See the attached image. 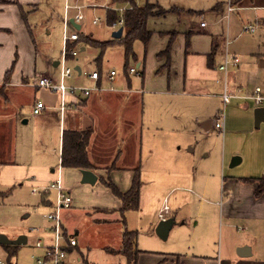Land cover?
Masks as SVG:
<instances>
[{"label":"crops","instance_id":"1","mask_svg":"<svg viewBox=\"0 0 264 264\" xmlns=\"http://www.w3.org/2000/svg\"><path fill=\"white\" fill-rule=\"evenodd\" d=\"M42 1L0 0V51L8 44L14 48L15 44L20 43L12 34L22 27L23 14L29 10L35 11ZM88 1L90 4L96 1L99 4L104 0ZM229 5L233 8L230 13ZM214 9L226 12L228 31L225 43L212 36L211 50L188 51L190 40L185 51L187 65L183 71L182 87L176 90L171 88L172 90L160 95L163 96L165 107H168L158 110L157 115L163 113L160 116L162 120L160 124L145 126L147 115L144 109L147 100L146 93H142L144 90L125 89L122 80L116 83L118 74L111 81L108 78L110 72L104 73L101 70L86 72L80 66H76L81 68V73L75 71L78 74L76 79L72 76L66 82L75 80V86H80L81 79L85 76L89 83L95 86V82L88 78V74L98 71L100 79L97 85L100 90L92 92L89 97L69 96V105L62 119L58 110L59 94L37 85L41 76L58 81L59 79L51 76L52 71L49 68L53 64L55 68L60 67V63L47 61L38 53L37 48H31L24 51L28 53L29 66L26 69L23 66L25 58L23 62V58L16 51L12 65L8 67L0 65V102L3 103L0 107V170L12 166L20 167L17 163L15 139L19 126L24 125L25 120L27 124L32 118L35 121H43L47 126L45 132L58 131L60 168L51 170L54 178L48 184H44L37 176L31 175L29 178L31 188L33 182L40 187L39 193L44 194L43 201L49 207L52 205L48 199L51 191L45 189L51 183L60 180L71 194L69 185L64 182L66 170H69L77 181L82 180L80 170L61 166L64 132L92 129L87 152L92 171L98 176V181L102 179L104 182L110 178L120 191L126 192L131 188L137 170L141 181L147 175L163 179L176 184L170 194H176L180 201L183 200L182 206H188L197 214L193 224L198 227L200 219L203 221V237L192 244L193 247L189 248L188 252L181 254L158 252L154 255L145 252L141 254L139 264H264V123L256 127L254 114L256 108L246 100L234 99L226 108L224 131L216 128V122L224 108L222 93L226 76L219 70V66L226 55L227 42L230 43L229 53L239 57L237 52L231 51L232 36H238L244 26L257 28L254 33L246 31L251 35L259 34L260 28L264 33V0H227L218 2ZM80 27L81 29L77 30L81 32L80 37H86L82 33V25ZM213 40L218 41L221 46L210 67L208 55L212 52ZM78 43L93 47L90 42H82L81 39ZM16 48L21 50L19 44ZM85 50V47L81 48V51ZM164 51L159 54L162 64L158 72L166 70L171 76L174 63L172 57L171 63H167V57L161 56ZM195 58H200L199 65H192ZM141 67L142 63H138L136 69ZM232 68L234 70L230 72ZM230 70L227 81L231 91L242 88L244 90L242 95H249L255 86L264 83V52L251 54L248 60L244 59ZM47 73L50 75H46ZM138 73L145 79V69L138 70ZM129 74L131 75L130 70ZM39 102L44 103L46 109L35 115L34 108ZM26 105L31 106L29 116L23 112ZM103 134L107 136L103 137ZM111 135L114 137L111 138ZM234 157H241L242 161L240 165L231 167ZM122 174L124 184L116 180ZM26 177L28 178V175ZM121 206V200L113 194L111 208L76 211L73 210L72 204L70 209L62 213L64 232L70 234L68 226L72 228L76 225L82 226L79 221L83 215H88L89 210L101 215L117 214L111 222L97 219L93 222L103 226L107 223H118L123 229L120 214L105 211L119 210ZM209 216H212L210 220ZM118 217L120 218L117 219ZM215 218L217 221L220 219V224L217 225L218 232L210 224ZM168 219H173L174 226L177 225V218L173 217L172 212ZM125 220L127 222L126 215ZM184 223L181 222V225ZM121 237L122 233L120 239ZM218 237L220 246L217 250L212 247V243ZM80 240L82 241L81 237ZM79 245L78 240L76 249ZM239 254L247 257H241Z\"/></svg>","mask_w":264,"mask_h":264},{"label":"rangeland","instance_id":"2","mask_svg":"<svg viewBox=\"0 0 264 264\" xmlns=\"http://www.w3.org/2000/svg\"><path fill=\"white\" fill-rule=\"evenodd\" d=\"M227 2V0H222ZM219 0H134L138 6L150 4L159 5L165 12V16L152 17L148 21V29L153 32V37L148 46H145L142 40H136L132 44L129 52L127 48L116 43L112 33L118 30L112 29L108 23L107 13H113V8H127L128 3H119L116 0H104L103 3H91L88 0H68L73 7L69 10L68 18L72 20L79 10L77 6L82 7L81 13L85 17L82 24V33L84 36L96 42H109L111 45L106 49L93 48L90 45H81L76 43L75 47L79 51L78 57L69 58L67 67L73 71L74 79L77 77L75 67H82L83 71L101 70L104 73L112 70L118 74L116 83L122 80L125 89L132 91L138 90L146 93V111L148 124H160V116L157 115L159 109H168L160 96L171 88L175 90L182 87L186 59L185 51L187 49V34L191 32L190 50H211V37H218L224 41L227 38L228 21L226 12L220 9H214ZM66 0H43L37 6L35 11L27 12L22 17V27L17 29L12 35L21 50L13 45H6L0 51V65L10 66L14 61V54L25 58L23 66L27 69L28 53L27 49L37 48L38 53L49 62L61 63L64 55L63 36L65 30L64 18L66 15ZM101 19L99 24H93L94 19ZM205 23L207 28L202 30L200 24ZM249 26H244L238 36H232L231 51L237 52L240 60H248L251 54L264 52V33L259 29V34L251 35L245 31ZM32 36H30V29ZM71 33L78 32L70 24ZM174 36V42L171 50L173 60V69L171 76L165 70L159 73L162 61L159 54L165 50L170 37ZM32 37V38H31ZM81 39V38H80ZM263 42V43H262ZM224 43L223 49L225 47ZM36 46V47H35ZM85 47V51L81 48ZM219 58V57H218ZM218 60V59H217ZM200 58L192 60V65H199ZM142 63L141 69H145V79L143 76L130 75V68H137V64ZM51 76L60 79L61 67L49 68ZM234 69L232 68L230 72ZM175 71V72H174ZM176 73V74H175ZM77 74V75H76ZM46 75H50L47 73ZM130 81V85H129ZM83 87H94L84 76L81 79ZM70 86H75V80L68 81ZM3 103L0 102V107ZM165 107V108H164ZM31 106H24V113L29 116ZM227 113V112H226ZM35 117V116H33ZM32 118V117H31ZM27 119V118H26ZM151 120V121H150ZM151 122V123H150ZM47 126L43 121H32L28 124L20 125L15 139L17 163L20 167H8L0 170V236H7L9 239H15L25 236L28 239L26 245L7 250L0 245V261L9 264H36L35 257L41 252L35 248V241L42 239L44 243L51 242L53 238V222L43 217V214L54 212L55 208L47 206L44 200V194H35L32 192L30 176H37L44 184H48L53 177L51 170H57L59 165L60 135L56 130L45 132ZM107 135L103 134V137ZM114 136L111 135V138ZM15 148V146H14ZM28 175V178L26 177ZM119 176V175H118ZM109 177L107 176V179ZM118 178V177H117ZM32 179V178H31ZM110 179V178H109ZM64 182L69 186L72 198L74 200L73 210L82 211L92 208H111L112 191L100 179L95 185L82 184L71 176L70 171L64 172ZM124 184L123 174L116 179ZM176 184L167 182L163 179H157L147 175L142 181L141 208L137 211H129L126 214L127 227L129 230L139 232L138 247L144 252L152 255L158 252L181 254L188 252L192 244L198 242L203 237V221L200 219V226L196 227L193 221L197 214L183 204L176 194H170V191ZM57 193L51 191L48 199L55 205ZM115 197V196H114ZM166 199V202H164ZM185 204V203H184ZM167 205L176 216L177 225L170 233L169 239L163 241L156 233L160 224L159 214L163 206ZM89 215H83L79 221L82 226L76 225L75 228L68 226L70 235L77 236L79 248L75 249L68 261H75L82 257V264H128L123 256H114L106 252V249L117 250L121 246L120 239L122 233L121 224L107 223V225H96L94 220H104L111 222L112 218L108 214H96L93 210L87 212ZM113 215V214H111ZM120 216V215H119ZM118 217L117 219H119ZM212 216H209V220ZM181 222H185L181 225ZM212 228L216 229L219 221L213 219L210 221ZM68 225V224H67ZM219 231V230H218ZM217 231V232H218ZM214 231V238L216 237ZM82 238V241L80 240ZM240 237V235L238 236ZM217 240V241H215ZM219 237L214 239L212 247L219 249ZM212 247H209L212 249ZM204 249V248H203ZM202 249V250H203ZM213 250V249H212ZM77 264V263H76Z\"/></svg>","mask_w":264,"mask_h":264},{"label":"built area","instance_id":"3","mask_svg":"<svg viewBox=\"0 0 264 264\" xmlns=\"http://www.w3.org/2000/svg\"><path fill=\"white\" fill-rule=\"evenodd\" d=\"M73 8L66 0V15L64 18L65 30L63 36L64 50L63 55L64 58L60 63L61 72L60 79L58 81H54L52 78L48 76H41L37 85L40 88L48 89L52 92L59 94L60 96V105L58 110L60 111L61 118L64 119L66 110L69 105L68 98L69 96L79 98L78 96L89 97L92 92L99 91L100 88L97 85V82L100 79V73L98 71H92L88 74V78L95 82L94 87H83V86H70L67 84V80L72 78L73 71L71 68L67 67V62L70 57H77L79 55V51H77L76 47L73 46L80 40V35L78 32L71 33L69 31L70 21L68 18L69 10ZM77 10L79 13L75 15L72 19L75 24L82 25L85 21L84 15L81 13L82 7L77 6ZM133 9L132 6H128L127 8H113L118 14V19L111 23V28L115 30H119L123 28L125 19L124 14L127 10ZM233 10L232 6H228V12L230 13ZM101 19H94L93 24H99ZM201 28H206L207 25L205 23L200 24ZM256 27H247L245 31H249L251 33L256 32ZM229 42H227V52L224 57L223 62L219 66V70L222 71L226 78L224 83V92L222 93V99L224 103V108L221 111L218 121L216 122V128L224 131L225 122H226V108L234 99H243L250 102L254 108H259L264 106V83L261 85H257L253 88L252 92L249 95H242L243 89L240 88L237 91H231L229 87V83L227 81L228 72L231 67H236L240 64L241 60L237 56H232L228 51ZM72 46V47H71ZM131 74H138V70L136 68H130ZM116 71L112 70L109 73L108 78L113 81L116 77ZM46 109L44 103L39 102L34 108V114L39 115L42 111ZM32 192L37 194L40 192V187L32 183ZM46 191H55L57 193L56 203L55 205L52 203L51 207L55 208V211L48 212L43 215L49 221L53 222V238L51 242L44 243L42 239H38L35 241V248L38 249L41 253L35 257L36 264H74L68 261V257L74 252V250L78 247V240L75 235L66 234L64 232L63 227V218L62 213L65 210H68L72 207L73 198L71 194L63 187L60 180H57L51 183L45 189ZM170 215V209L167 205L163 206L160 211L159 219L160 221H166L167 217ZM77 264H82L83 258L80 257L75 261ZM75 263V264H76ZM0 264H9L3 261H0Z\"/></svg>","mask_w":264,"mask_h":264},{"label":"trees","instance_id":"4","mask_svg":"<svg viewBox=\"0 0 264 264\" xmlns=\"http://www.w3.org/2000/svg\"><path fill=\"white\" fill-rule=\"evenodd\" d=\"M119 3H128L133 7L131 10H127L124 14L125 23L123 26L124 35L121 39L116 40V43L124 45L130 52L132 49V44L136 40H142L145 46L148 45L150 39L152 38L153 32L148 29V21L152 17L165 16L166 12L159 6L150 4L149 2L144 6H138L134 0H116ZM108 23L111 24L117 20V13L113 12L108 16ZM79 35L81 32L78 31ZM82 42H90L93 47L101 48V50L106 49L111 45V40L106 43H99L92 41L89 37L81 36ZM191 38V33L187 36V43L189 44ZM174 42V35L171 36L170 41L162 55L167 58V63H171V50ZM221 44L213 40L212 52L208 55V65L212 67L213 58L219 51ZM93 130L87 129L84 131H70L66 130L63 134V148L61 153V166L67 169H77V170H91L93 169L89 158H88V145L91 138ZM105 185L112 191L113 195L118 197L122 206L119 210H105L106 212L119 213L120 221L123 224L121 247L119 250L106 249L111 255L123 256L127 259L128 264H139V259L141 254L145 253L138 247L139 232L129 230L126 226L125 215L129 211H137L140 209V194L142 181L137 170V174L134 177L131 188L122 192L119 188L108 179ZM261 189H259L260 193ZM7 250L18 248V246H4Z\"/></svg>","mask_w":264,"mask_h":264},{"label":"water","instance_id":"5","mask_svg":"<svg viewBox=\"0 0 264 264\" xmlns=\"http://www.w3.org/2000/svg\"><path fill=\"white\" fill-rule=\"evenodd\" d=\"M70 23L76 28L80 30V25L75 24L74 20H71ZM124 35V29L120 28L118 31L112 33L113 39H121ZM75 71L81 73L80 67H75ZM255 124L256 127H259L261 123H264V107H259L255 109ZM24 124H27V121H24ZM241 157H234L232 161L231 167H236L241 164ZM82 174V184L95 185L98 182V176L91 170H81ZM175 225V221L173 219H168L166 221H161L156 229V233L159 238L163 241H167L170 235L172 228ZM28 243V239L25 236H20L17 239H9L7 236H0V245L3 246H22ZM241 257H247V255L239 254Z\"/></svg>","mask_w":264,"mask_h":264}]
</instances>
